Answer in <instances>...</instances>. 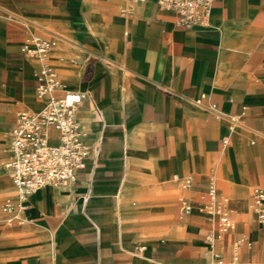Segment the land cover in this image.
<instances>
[{
	"label": "crops",
	"instance_id": "1",
	"mask_svg": "<svg viewBox=\"0 0 264 264\" xmlns=\"http://www.w3.org/2000/svg\"><path fill=\"white\" fill-rule=\"evenodd\" d=\"M34 38L54 42L45 62L82 94L89 154L73 180L21 198L9 142L44 103L42 61L22 51ZM210 188L228 200L226 231ZM255 188L264 0H214L190 27L153 0H0V264H264Z\"/></svg>",
	"mask_w": 264,
	"mask_h": 264
},
{
	"label": "built area",
	"instance_id": "2",
	"mask_svg": "<svg viewBox=\"0 0 264 264\" xmlns=\"http://www.w3.org/2000/svg\"><path fill=\"white\" fill-rule=\"evenodd\" d=\"M153 1L163 9L175 11L178 14V22L190 27L203 24L214 0ZM53 45L52 41L34 38L30 46L22 47V51L42 61L37 77L39 83L36 87V96L44 103L37 112H20L10 133L9 175L21 198L45 186H57L73 180L74 170L83 167L84 160L89 154L76 117L82 94L63 89L54 70L45 62ZM51 131L56 133L55 142H52ZM189 183L190 178H187L184 185ZM208 196L214 202L215 208L206 209L218 214L222 231L230 229L232 219L228 200L216 199L211 188L208 190ZM253 207L258 220L264 223V189H254ZM181 209L187 213L190 206L183 203ZM1 210L10 213L14 208L7 202L3 204ZM8 222H11L10 218Z\"/></svg>",
	"mask_w": 264,
	"mask_h": 264
}]
</instances>
